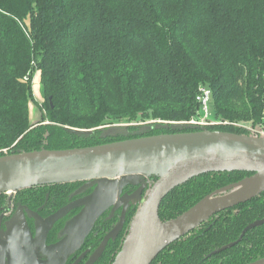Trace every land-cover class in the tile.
Instances as JSON below:
<instances>
[{
  "label": "trees",
  "instance_id": "16d2710c",
  "mask_svg": "<svg viewBox=\"0 0 264 264\" xmlns=\"http://www.w3.org/2000/svg\"><path fill=\"white\" fill-rule=\"evenodd\" d=\"M36 71L45 112L32 122ZM201 85L212 90L216 118L260 120L264 0H0V155L175 132L141 129L154 120H190L200 106L196 96ZM115 123L128 127L107 132ZM67 127L94 130L79 135ZM208 128L246 133L233 124ZM252 174L225 171L196 177L163 199L160 218L177 217L213 191ZM156 179L152 176L150 184ZM83 184L36 186L19 194L44 197L50 191L49 199L62 204ZM138 206L129 208L126 226ZM118 217L99 220L98 235L92 234L87 245L96 247L97 238ZM261 218L264 192L217 213L167 246L151 264H247L263 258L264 225L232 248L207 257ZM124 237L121 233L112 240L95 264H112Z\"/></svg>",
  "mask_w": 264,
  "mask_h": 264
},
{
  "label": "water",
  "instance_id": "95a60500",
  "mask_svg": "<svg viewBox=\"0 0 264 264\" xmlns=\"http://www.w3.org/2000/svg\"><path fill=\"white\" fill-rule=\"evenodd\" d=\"M147 124L141 132L154 129H171L175 132L143 135L85 147L43 148L0 155V195L11 196L31 187L76 181H84V184L75 194L93 188L91 193L65 205L49 218L43 221L37 219V231L45 235L55 221L71 209L81 207L67 221L62 231L64 237L50 248L51 253L59 254V258L55 256L51 263L64 264L68 255L84 243L98 219L108 209L111 208L114 214L122 207L120 220L105 235L85 264L96 263L109 241L115 240L122 231L126 211L133 200L139 206L112 264H151L167 246L217 213L264 192L263 134L242 125L238 127H244L246 133L213 130L208 128L210 126H199L188 121L154 120ZM126 127V123L114 124L108 126L107 132L116 134L115 130L122 131ZM67 129L79 135H88L94 130ZM225 171H248L253 174L213 191L177 217L161 220V203L172 190L201 175ZM152 176L157 179L150 184L143 197L146 181ZM127 185L140 186L134 193L121 196ZM263 224L264 218L250 223L243 235ZM236 243L218 248L208 256ZM248 264H264V257Z\"/></svg>",
  "mask_w": 264,
  "mask_h": 264
},
{
  "label": "flooded vegetation",
  "instance_id": "af4514ba",
  "mask_svg": "<svg viewBox=\"0 0 264 264\" xmlns=\"http://www.w3.org/2000/svg\"><path fill=\"white\" fill-rule=\"evenodd\" d=\"M146 182H147V187L143 190V193H142L143 197L146 194V190L150 187L151 178L148 179V181ZM139 186L140 185H127L124 188L121 196H123L125 193L129 195L134 193L139 188ZM79 188H76L75 190L70 192L65 202H63L62 204H59L58 202H53L54 198L52 200L49 199L50 191H47L44 197L31 196L28 194L27 191L22 194H19V191H18L14 195L10 196L8 194H5L3 197H0V264H54V261L53 263L51 262L55 256L59 258V254L51 253L50 248H52L55 244H57L64 237L62 235V231L67 221L70 220L73 216H75L81 210V207L79 206V207L71 209L66 215H64L62 218L58 219L57 221H55L52 227L47 230L45 235L43 232L37 231L36 222H37V219L43 221L49 218L50 216L54 215L59 209H61L65 205L72 203L88 195L93 190V188L91 187L92 189L91 191L89 190L90 188H87L83 190L81 193L75 194V192ZM133 201L130 202V205L126 211L124 227L122 231L119 233V235L121 233H125L126 235L127 233V230L129 228V226H126L127 225V212L129 208L131 207V205L135 204L133 203ZM121 213H122V207L118 208L114 214H112L111 208H110L98 219V221L99 220L104 221L106 219L113 218L117 214L119 216L117 220L118 222L120 220ZM115 224L112 226V228L115 226ZM95 227H96V224L93 230L85 238L84 243L78 249H76L74 252L68 255L66 262L64 264H85L90 258V256L92 255V253L95 251V249L100 245L105 235L112 229L111 228L109 231L103 234V236L98 237L97 245L96 247H93L94 245H87V240L90 238V236H92V234L94 235V237L98 235V232H96ZM250 230H248L244 235L242 231L239 238L232 242H237L235 244L237 245L239 242L243 240L245 235ZM111 241L112 240H110L109 243ZM227 244H224L223 246ZM221 247H218V248H221ZM232 247H229V248H232ZM225 250H222V251H225ZM222 251L218 253H221ZM207 257H211V256H207Z\"/></svg>",
  "mask_w": 264,
  "mask_h": 264
},
{
  "label": "built area",
  "instance_id": "2783aa9c",
  "mask_svg": "<svg viewBox=\"0 0 264 264\" xmlns=\"http://www.w3.org/2000/svg\"><path fill=\"white\" fill-rule=\"evenodd\" d=\"M196 100L200 106H199L197 113L190 120H188L189 123L199 125V126H211V124L212 126H217V124L219 123H222L225 125H227L228 123H231L235 126L242 125L246 127V129L248 126V128H250L254 132L264 135V109L262 111L263 114H261L260 120L256 123H254L253 121L231 122L229 120H223L221 118H216L214 114L211 113L210 103L213 100V93L210 87L206 85H201L199 87ZM244 127H240V128L247 131L246 129H244Z\"/></svg>",
  "mask_w": 264,
  "mask_h": 264
},
{
  "label": "rangeland",
  "instance_id": "374dc122",
  "mask_svg": "<svg viewBox=\"0 0 264 264\" xmlns=\"http://www.w3.org/2000/svg\"><path fill=\"white\" fill-rule=\"evenodd\" d=\"M32 88H33V95H34L33 100L35 101H32L30 103V120L32 122H35L39 120L40 118H42V115L45 112L43 109H41L42 107L40 106L43 103L44 98H43V89H42V85L40 82L38 71L34 73V76L32 79ZM210 110H211V113H213V102L210 103ZM115 124L121 125L125 123H115Z\"/></svg>",
  "mask_w": 264,
  "mask_h": 264
}]
</instances>
